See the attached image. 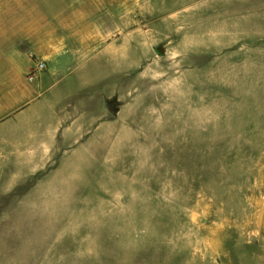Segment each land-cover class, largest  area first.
I'll list each match as a JSON object with an SVG mask.
<instances>
[{
  "label": "rangeland",
  "instance_id": "rangeland-1",
  "mask_svg": "<svg viewBox=\"0 0 264 264\" xmlns=\"http://www.w3.org/2000/svg\"><path fill=\"white\" fill-rule=\"evenodd\" d=\"M57 3L59 139L0 264H264V0Z\"/></svg>",
  "mask_w": 264,
  "mask_h": 264
},
{
  "label": "crops",
  "instance_id": "crops-1",
  "mask_svg": "<svg viewBox=\"0 0 264 264\" xmlns=\"http://www.w3.org/2000/svg\"><path fill=\"white\" fill-rule=\"evenodd\" d=\"M58 1L0 0V195L30 179L31 142L43 146L44 157L45 142L59 139L56 77L72 61L63 19H75L77 12L63 16ZM38 63L46 64L44 72H36ZM41 169L33 167L31 177L40 179Z\"/></svg>",
  "mask_w": 264,
  "mask_h": 264
},
{
  "label": "built area",
  "instance_id": "built-area-1",
  "mask_svg": "<svg viewBox=\"0 0 264 264\" xmlns=\"http://www.w3.org/2000/svg\"><path fill=\"white\" fill-rule=\"evenodd\" d=\"M46 70V64L45 63H38L36 72L42 73Z\"/></svg>",
  "mask_w": 264,
  "mask_h": 264
}]
</instances>
